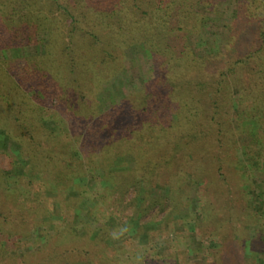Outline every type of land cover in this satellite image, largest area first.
Segmentation results:
<instances>
[{
    "label": "trees",
    "instance_id": "obj_1",
    "mask_svg": "<svg viewBox=\"0 0 264 264\" xmlns=\"http://www.w3.org/2000/svg\"><path fill=\"white\" fill-rule=\"evenodd\" d=\"M221 10H232L225 33L220 32ZM102 32L108 42L99 67L97 55L89 57L88 51H97ZM79 41L87 48L76 45ZM39 45L40 55L0 58V107L6 110L0 131L21 149L29 135L34 148L29 171L44 173L42 188L66 189L74 181L73 174L60 176L57 153L41 150L33 136V122L53 120L65 128L63 161L71 151L79 153L70 173L103 183L100 208L107 220L116 216L125 225L127 217L115 210L119 206L135 209L131 218L155 206L164 218L171 216L189 204L195 170L209 160L220 164L211 147L222 133L216 121L218 95H229L226 132L237 137L238 167H250L248 189L264 200V0H0V51ZM115 50L122 64L125 57L130 63L126 69L105 65ZM140 65L146 75L143 69L136 72ZM65 70L76 85H63ZM119 74L130 81L143 76L142 87L127 94L107 87ZM88 84L86 93L72 92ZM204 95L212 101L208 110ZM107 98L115 101L104 110ZM198 146L205 150L196 151ZM125 155L133 157L132 168L115 170V161ZM158 185L166 194L150 197ZM130 190L134 195L124 206ZM246 200L248 209L240 214L264 221V208L253 211L254 201ZM198 213L202 218L196 226L213 218L207 206ZM231 216L219 227L232 223ZM232 248L205 250L209 258L220 257L212 263L237 264V258L224 261ZM261 260L264 264V256Z\"/></svg>",
    "mask_w": 264,
    "mask_h": 264
},
{
    "label": "rangeland",
    "instance_id": "obj_2",
    "mask_svg": "<svg viewBox=\"0 0 264 264\" xmlns=\"http://www.w3.org/2000/svg\"><path fill=\"white\" fill-rule=\"evenodd\" d=\"M231 14L232 10H221L220 32H226ZM215 31L218 32V29H213L212 33ZM105 33L102 32L97 51H88L89 57L97 55V66L102 64L99 61H102V53L107 48ZM76 45L87 48L88 44L79 41ZM42 53L41 45L22 47L8 52L0 51V58L13 59ZM111 55L113 59H105L106 66L117 65L126 69L130 65L126 57L122 64V56L117 50L111 51ZM136 69L138 73L142 69L143 73L147 72L142 65ZM75 73H78V69ZM64 74L65 87L76 85L73 74H69L67 70ZM120 74L109 81L107 87L115 92L123 90L125 94L140 90L143 76L130 81L127 78L120 79ZM89 87L90 84L83 88L74 86L72 92L86 93ZM34 92L40 94L37 90ZM107 96L100 94L99 98ZM204 96L206 99L203 104L208 110L212 101ZM108 101L105 102L107 106L104 110L114 103L115 98H109ZM217 107L216 121L219 126L221 123V127H218L222 133L219 136L220 141H215L211 149L220 156V164L209 160L195 170L198 179L187 192L189 204L171 216L165 214V218L164 212L159 211L157 206L151 208L147 214L140 212L138 218H131L135 209L127 207L123 210L119 206L115 210H122L127 217L124 226L119 225L118 218L114 219L116 216L107 220V213L100 208L104 201L99 196L103 183L96 182L88 175L79 177L77 173H70L69 170L74 167L79 153L71 151L69 156L72 157L63 161L62 147L67 145L63 125L49 120L33 122L31 126L35 131V141L41 143L40 149L57 153L60 176L65 177L67 173L74 175L72 185L60 190L42 188L41 177L44 173L29 171L32 161L30 150L34 149L29 135L24 139L21 149L17 141L0 131V264H215L211 259L220 257L209 258L206 247L219 250L226 245H234V248L230 249L229 256L224 255V261L237 258V264H262L264 234H261L260 229H264V221L240 212L248 207L246 199L254 201L251 210L258 212L264 208V200L258 201L256 192L248 189L245 175L250 167H238L240 150L235 140L237 137L234 131L226 132L231 115L229 95H218ZM5 113L6 110L1 108V117ZM15 134L19 135L16 131ZM199 146L196 151L205 150ZM114 164L115 170H129L133 166V157H119ZM96 176H100V173ZM166 192V188L158 185L151 190L150 197H162ZM133 195L130 190L123 205ZM76 200L79 202L75 203ZM202 205L211 210L213 218L206 224L196 226L202 218L198 213ZM229 215H232L234 221L224 222L220 228L222 219H228ZM240 221L244 223L241 224ZM153 242L152 246H144ZM257 253L261 255L260 258ZM220 262L217 264H221Z\"/></svg>",
    "mask_w": 264,
    "mask_h": 264
}]
</instances>
